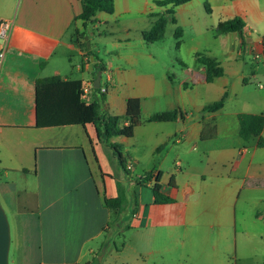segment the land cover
Returning a JSON list of instances; mask_svg holds the SVG:
<instances>
[{
    "label": "crops",
    "instance_id": "0c3cea01",
    "mask_svg": "<svg viewBox=\"0 0 264 264\" xmlns=\"http://www.w3.org/2000/svg\"><path fill=\"white\" fill-rule=\"evenodd\" d=\"M113 1L112 14L99 12L92 20L95 27L106 28L102 31L106 37H114L117 26L129 33L132 29L141 31L146 41L144 34L158 16L172 9L171 5L159 6V0ZM205 1L191 0L176 7L177 22L169 23L167 28L173 25L181 29V46L185 44L184 36H199L191 50L201 53L203 46L204 54L216 58L225 72L208 82L202 64L196 69L186 67L179 89L181 98L184 92L199 86L209 94L213 89L206 86L220 80L230 83L229 77L239 76L233 63L245 64L247 55L254 60L264 57V36L259 34L254 39L246 23L242 33L217 34L220 22L249 17L253 9L247 0H216L224 4L218 12ZM81 13L82 0H0V21H13L15 26L8 42L0 38V176L4 180L0 184V204L4 198L21 216L30 212L14 240L11 233L9 264H94L93 259L101 252L106 254L98 241L105 229H111L108 223L112 212L105 198L117 196V181L125 186L129 205V195L134 197L120 216L124 227L135 229L128 247L137 253L144 251L147 259H167L168 253L175 250L185 253L186 241L195 264L217 263L220 253H229L233 244L264 245V147L257 146V138L243 139L239 123L240 114H264L263 110L228 113L233 116L230 125L228 119L220 118L225 114V105L216 112H203L209 104L197 108L199 104L193 102L167 109L181 114L175 121L145 123L131 138L112 139L121 146L126 159V170L120 167L122 171L117 156L98 139L93 124L36 126L39 78L60 76L90 86L101 74L100 85L107 87V92L92 88L89 100L92 103L105 94L103 108L113 115H125L129 98L141 100L142 115L146 103L156 102L159 81L153 74H142L134 68L136 55L123 56L128 68L114 70L113 64L107 67L94 54L88 21L78 19ZM112 44L120 47L121 40ZM74 54L80 62H74ZM146 56L151 63L156 62L151 53ZM241 78L248 83V77ZM228 87L220 90L221 98L225 94L228 97ZM165 111L154 110L151 115ZM206 128L215 129L213 138L203 137ZM196 162L208 165L192 173L200 177V182L180 179L179 173L184 176ZM129 164L131 170L127 169ZM154 169L155 174H162L161 191L174 202L155 203L153 183L137 182ZM11 176L35 184V189L26 185L23 192H17ZM116 227L121 228L119 224ZM46 243L66 246L69 253L56 255L59 258L55 260L45 252Z\"/></svg>",
    "mask_w": 264,
    "mask_h": 264
},
{
    "label": "rangeland",
    "instance_id": "374dc122",
    "mask_svg": "<svg viewBox=\"0 0 264 264\" xmlns=\"http://www.w3.org/2000/svg\"><path fill=\"white\" fill-rule=\"evenodd\" d=\"M197 1L199 0H194V3H197ZM205 2L209 4L210 8L214 7L215 12H218L219 9L224 6V4L216 0L215 2L210 0V3L207 0ZM247 2L253 11H249V17L244 19V22L251 28V30H253V38L257 39L259 34L264 36V0H247ZM215 18L217 20V15ZM87 24L88 34L93 39L92 48L94 54H97L100 61H103L107 67H109L110 64H113L114 70H116L117 67L128 68L127 62L123 59V56L136 55L138 61L134 64V68L139 73L153 74L158 79L160 91L155 97L156 102L155 104H151V101L146 103L143 108L144 117L151 115L154 110L165 111L167 109L179 108V106H182L183 104L186 105L187 103L191 104V102L198 103L199 105L197 108H200L203 104H211L220 100V90H222V87L225 85L229 86L227 89L228 97L225 102V108L222 112L225 114L220 118L228 119L230 125H232L233 116L228 113L257 112L258 110L264 111V57L254 60L251 55H247L245 56V64L241 63L240 65H237L233 63V68H238L239 70V76L234 78L229 77L230 83L224 84L220 80L213 85L206 86L213 89L209 94L204 91L205 87L199 86L197 90H188L187 92H184V96L181 98L179 89L184 78L183 73L186 71L185 68L196 69L197 67H200V63L195 57L197 51L191 50V46L197 44L196 40L200 38L199 36H196L193 39L192 36L186 35L184 36L185 44L183 46H178V41L181 39L176 37L175 26L169 25L164 39L155 43H148L142 39L141 31H138L137 29H132L129 33L125 29L116 26L114 27V37H106L105 34L102 33L104 29L106 30L104 26L102 29L97 26L95 27L93 21H88ZM127 39H130V41L128 42ZM118 40H121V46L113 47L114 45L112 43L118 42ZM231 41L234 42L233 40ZM214 45L215 44L211 45V47L214 48ZM199 50V52L205 53L203 46H201ZM150 53L154 56L156 62L151 63V59L146 56ZM215 53L218 55V50H215ZM143 55L146 57H143ZM72 58L74 59V62H80L81 60L77 54H74ZM67 64L68 67L71 66L68 59ZM225 64L227 66L228 62ZM241 76L248 77V83L243 82ZM168 77L173 80V83L168 82ZM105 82L106 76L103 75L102 84L104 85ZM169 87L171 89L170 92L167 93ZM198 150L199 148L194 152L196 157L199 154ZM222 156L224 158H229L228 155ZM203 159L204 158H202V160ZM206 168H208V165L204 164L201 166L196 162L194 163V168H188V172L184 176H181L179 173V177L180 179L193 178L199 183L200 177L193 176L192 173H199L200 170ZM12 176L11 180L16 181L15 189L17 192H23L22 189L26 185L32 190L35 189V184H27L26 180L18 179L16 177H13L12 179ZM28 180L32 182L31 177L28 178ZM3 182L4 180L0 176V184ZM129 196L130 205H132L134 201L133 194L131 193ZM0 205L7 214L14 240L17 232H20L23 225H26V222H24L23 219L26 218L30 212L26 211L25 214L21 216V212L18 214V211H15L14 207L11 206V203L4 198H1ZM126 227L127 226L124 227L122 225V228L117 229L116 225H114L108 231L109 233H106L103 238L98 241V243H100L99 246L102 247V251H105L106 248V254L101 252L97 258L93 259L94 264H195V261H192L189 257L191 254L189 252L190 246L187 241L185 253L180 250H175L172 253H168L169 257H167V259H163L160 256L147 259L148 256L144 251L137 253L132 246L128 247L127 243L133 241L132 237L134 236L135 229H127ZM188 237L189 235H187V238ZM105 242H107L106 246H104ZM108 245L109 250L107 252ZM69 249L67 250L66 246H57L48 243L45 245V252L55 260H58L59 258L56 255H67ZM70 254L72 255V252ZM220 255L215 264H264V245L248 244L245 247L244 245L236 246L233 244L229 253H224L223 256ZM61 260L63 259L61 258ZM208 264H210V262Z\"/></svg>",
    "mask_w": 264,
    "mask_h": 264
},
{
    "label": "trees",
    "instance_id": "16d2710c",
    "mask_svg": "<svg viewBox=\"0 0 264 264\" xmlns=\"http://www.w3.org/2000/svg\"><path fill=\"white\" fill-rule=\"evenodd\" d=\"M191 0H164L158 1L159 6L171 5L172 9L158 16L157 21L152 28L144 34V38L148 42H156L164 39L167 25L176 23L174 9ZM210 11L209 7H207ZM115 10L113 0H82V13L78 19L83 21H92L99 12L112 14ZM245 28L243 19L237 17L235 19L222 21L217 25V34H228L233 32L242 33ZM180 28L176 30V37L180 38ZM180 41L178 42V46ZM264 45V37H263ZM197 61L205 67L207 81L213 82L215 79L224 75V68L221 63L211 56L204 53L196 54ZM95 91H100L95 88ZM82 81L81 80H63L60 76H52L39 78L36 81V126L43 127H59L71 125H87L93 124L97 131L98 139L110 148L117 156L119 166L126 170V159L122 154L121 146L112 142L115 137L131 138L134 136L135 129L145 123H160L175 121L181 114V111H165L151 115L144 119L142 115V102L139 98H129L127 100V110L125 115H113L103 108L105 102V94H101L99 100H94L87 104L82 99ZM227 95L225 94L220 100L207 105L203 112H216L225 105ZM240 136L249 140L257 138V146L264 147V138L262 132L264 130V114H248L239 115ZM215 136L214 128H206L203 137L213 138ZM155 170L147 172L140 177L137 182L139 184L153 183L152 190L155 196V203L168 204L174 202V199L167 196L161 191L162 174H155ZM118 194L116 197L105 198L107 208L112 212V220L108 226L112 228L114 225H120L121 214L129 205V198L123 183L117 181ZM129 228L128 226L126 227ZM107 230V231H106ZM108 233V229H105ZM105 233V234H106ZM107 242L104 243V246ZM85 264H93L87 262Z\"/></svg>",
    "mask_w": 264,
    "mask_h": 264
},
{
    "label": "water",
    "instance_id": "95a60500",
    "mask_svg": "<svg viewBox=\"0 0 264 264\" xmlns=\"http://www.w3.org/2000/svg\"><path fill=\"white\" fill-rule=\"evenodd\" d=\"M101 74L94 82V87H100ZM11 247V230L7 214L0 205V264H9V254Z\"/></svg>",
    "mask_w": 264,
    "mask_h": 264
},
{
    "label": "built area",
    "instance_id": "2783aa9c",
    "mask_svg": "<svg viewBox=\"0 0 264 264\" xmlns=\"http://www.w3.org/2000/svg\"><path fill=\"white\" fill-rule=\"evenodd\" d=\"M14 22L13 21H7L3 20L0 21V38L4 39L8 42L10 36L12 35L14 31ZM258 57V56H257ZM94 88V85H87V84H82V99L87 103L90 104L89 100V93ZM100 91L101 93H106L107 92V87L101 86L100 85ZM133 167L131 164L127 166L128 170H131Z\"/></svg>",
    "mask_w": 264,
    "mask_h": 264
}]
</instances>
